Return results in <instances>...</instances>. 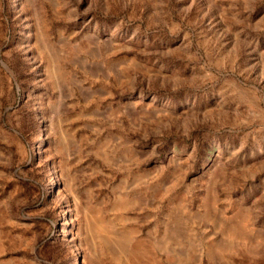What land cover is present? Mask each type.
Masks as SVG:
<instances>
[{
	"label": "rangeland",
	"instance_id": "374dc122",
	"mask_svg": "<svg viewBox=\"0 0 264 264\" xmlns=\"http://www.w3.org/2000/svg\"><path fill=\"white\" fill-rule=\"evenodd\" d=\"M0 264H264V0H0Z\"/></svg>",
	"mask_w": 264,
	"mask_h": 264
}]
</instances>
